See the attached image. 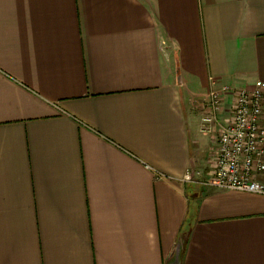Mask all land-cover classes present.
<instances>
[{
  "label": "crops",
  "instance_id": "0c3cea01",
  "mask_svg": "<svg viewBox=\"0 0 264 264\" xmlns=\"http://www.w3.org/2000/svg\"><path fill=\"white\" fill-rule=\"evenodd\" d=\"M258 80L264 0H0V264H264V195L184 178Z\"/></svg>",
  "mask_w": 264,
  "mask_h": 264
},
{
  "label": "built area",
  "instance_id": "2783aa9c",
  "mask_svg": "<svg viewBox=\"0 0 264 264\" xmlns=\"http://www.w3.org/2000/svg\"><path fill=\"white\" fill-rule=\"evenodd\" d=\"M229 94H233L229 86L217 87L213 82L207 103L210 112L203 118L205 131L210 132L212 125L219 123V112ZM263 118L264 81H256L251 90L234 92L230 111L220 124L214 168L206 176L199 170H190L185 180L264 195V183L257 178L264 172Z\"/></svg>",
  "mask_w": 264,
  "mask_h": 264
}]
</instances>
